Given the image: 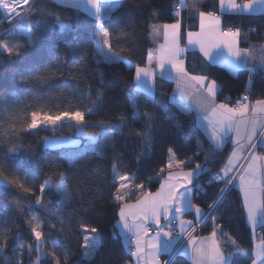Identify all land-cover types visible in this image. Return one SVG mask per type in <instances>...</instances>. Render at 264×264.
<instances>
[{
	"label": "trees",
	"instance_id": "16d2710c",
	"mask_svg": "<svg viewBox=\"0 0 264 264\" xmlns=\"http://www.w3.org/2000/svg\"><path fill=\"white\" fill-rule=\"evenodd\" d=\"M177 3L178 0L119 1V6L102 23L112 34L111 51L124 59L108 60L98 55L100 38L95 17L50 0H35L24 20L17 23L13 19L6 24L14 26V32L1 36L0 43L18 45L19 54L14 52L9 56L0 51V177L7 183L6 187L0 186V233L6 237V245L0 237L3 249L0 264H36L39 253L35 250L29 253L27 249L21 252L18 248L22 244H34L30 223L33 215L43 222L40 230L47 241L42 246L46 258L40 259L39 264H56V258L60 264H128L130 254L114 228L119 208L114 195L119 181L114 178L113 164L119 175L136 174L134 184H143L152 192L158 186L171 148L175 161H185L183 169L198 164L207 168L195 179L202 191L195 188L193 204L205 210L216 198L221 184L205 181L210 172L221 168L229 146L214 150L184 110V104L178 99L168 100L172 82L155 78L153 97L134 91V70L136 66H144L149 49V25L174 22ZM185 5L188 12L182 10L179 16L182 37L187 29L194 28L196 14L190 12L194 6L206 13H217V0H185ZM57 15L63 22L73 24V31L66 39L61 38L60 26L55 23ZM221 25L240 29L238 46L246 48L261 43L264 14L222 15ZM27 28L32 30L31 43L24 31ZM184 60L189 73L200 72L195 53L187 52ZM205 74L221 89L217 100L222 101V96L228 94L227 103L233 104L247 90L249 79L251 100L264 99V70L258 69L252 76L247 70L220 63L208 66ZM89 107L94 109L90 114ZM75 110L85 112L86 121L119 125L113 129L111 142L99 148L102 130L86 127L87 134H95L97 140L88 142L81 137L78 148L45 151L42 139L50 134L45 130L34 133L26 130L33 111L55 114ZM69 133L64 127L56 136H69ZM10 149L17 151L15 157L9 154ZM60 173L64 174L66 200L55 190L62 183ZM49 177L52 187L41 194L40 185ZM20 184L32 191L24 192ZM41 195L44 206H35ZM135 197L133 194L126 201ZM212 217H216L215 221ZM81 224L97 229L98 233L99 247L88 258L82 250L85 233ZM217 225L219 236L222 229L239 246L234 264L242 258L250 264V232L239 194L233 188L203 223L200 235L211 233ZM228 236H220L227 253L232 251L225 243ZM170 264L189 262L176 254Z\"/></svg>",
	"mask_w": 264,
	"mask_h": 264
},
{
	"label": "snow or ice",
	"instance_id": "6c2138e0",
	"mask_svg": "<svg viewBox=\"0 0 264 264\" xmlns=\"http://www.w3.org/2000/svg\"><path fill=\"white\" fill-rule=\"evenodd\" d=\"M57 3L69 5L72 7L82 8L89 15L93 16L97 20L98 28V55L103 56L105 59H124V57L118 56L111 51V36L107 28L103 27V19L106 15L110 14L114 8L119 6V0H55ZM221 4L225 3V0H220ZM228 5L232 10H239L242 12L250 13H264V0H248L247 3L237 4L236 0H227ZM29 0H0V9L4 10L9 16L15 14L20 18L28 16L32 9L30 7H23L28 5ZM181 6L185 5V0H180ZM17 6L23 7V11H19ZM192 14H198L199 16V32L187 33L188 44H199L200 50L205 56L211 54L213 48H219L220 44H223L227 48L229 57H231V63L235 67L247 66L248 57L258 59L260 61L259 67L264 69V46H261V55L254 56L252 49L239 48L240 43V29L235 30H222L220 29L221 20L218 16L211 12H204L196 8L195 6L190 10ZM174 16L179 17V9L174 11ZM55 23L60 26L62 39H66L73 31V24L71 22H63L59 15L55 18ZM152 29V35L154 38L162 32L164 43L159 44L155 50H149L148 62L152 64L153 59L156 61L157 67L160 69L161 78L175 79L177 89L184 93L191 99V93L188 90H195L199 92L204 90V99L197 100V106L202 107L207 111L210 109V116L205 115L204 120L208 122L207 126L211 129L210 140L213 144L214 150L222 149L225 143L228 141L230 134L234 133L232 137V143L235 145L232 152L228 156V159L221 169V172L213 177L214 181H226L225 187L220 189V195L217 200L213 201L209 205L210 210H214L218 207L223 194L228 191L230 185H232L237 176L229 175L236 172L238 175L239 188L243 195V207L246 212V219L253 229L255 234V228L257 226L264 227V153L256 151L257 147L264 148V99H257L250 104L248 96H242L235 104V106H229L226 103H215L214 98L218 91H221L215 80H208L204 75H192L187 71L184 65V61L179 57L186 49L180 47V40L182 38V24L180 19H176L174 23H164L162 25H149ZM29 37V43L32 42V30L31 28L24 29ZM124 34L121 33V36ZM120 37H117L119 39ZM0 50L6 52L11 56L14 52L19 54V46L14 45L9 47L6 43H0ZM217 53V57H219ZM170 66V67H168ZM250 72L256 70L255 66L248 69ZM174 73V75H173ZM144 77L154 79L155 73L151 67L141 68L136 66V81L137 92L141 90H147L149 95L153 94V89L148 87L143 89L142 86L147 84V81L142 79ZM27 80V77H22ZM251 84V81H249ZM91 103L95 104L94 101ZM135 107V105H134ZM93 108L89 107L87 112L90 114L93 112ZM184 110H188L187 106ZM251 113V115H249ZM146 116H151V113L145 112ZM136 119V117H134ZM73 126L78 130H82L86 127H99L102 131L100 135L104 138L105 142H111L112 132L114 128L120 127L119 125H112L107 121L89 122L85 120V112L75 111H59L55 114L49 112L33 111L30 114V122L26 125V130L33 131L43 129L48 126ZM93 139H95V134ZM137 135H147L146 133H137ZM66 139V138H65ZM168 158V172L167 176L160 183V188L156 193L144 192L145 185H135L134 181L136 174L131 177L128 175H119L117 172V166L113 164V173L115 180L119 181V187L114 195V201L122 202L127 195H130L134 191H140L143 195L136 201L135 204L121 203L119 207V215L122 221H124V228L129 232L135 229V251L131 254L137 258L138 261L145 259V246L150 249L147 253V259L145 264H161L158 259L160 253H170L173 250V245L179 240V236L172 237L170 231L163 232V228L160 227L161 215L165 218L171 216L176 219L182 215L185 211L193 210L192 204V188L188 185L192 184V179L196 177L200 172L206 171L201 165H197L195 170L188 172L182 171V166L185 161H175V153L173 149L169 148ZM247 153V155H245ZM9 154L13 157L17 155L16 150H9ZM243 160L244 163H240ZM190 162V160H189ZM239 165V167H238ZM176 169V170H174ZM163 171V169L161 170ZM61 185L56 187V192L61 195L63 200L67 199V190L63 185L64 174L60 173ZM152 179L151 177L149 178ZM184 181V183L181 182ZM3 183V181H0ZM131 185V187H130ZM19 187L24 192H31L32 189L20 184ZM52 187V179L49 177L44 183L40 185V192L43 194L46 189ZM180 189H183L181 191ZM36 204L40 207L44 206L43 196L37 197ZM135 209V211H133ZM194 211L198 220L205 219L207 213H205L199 206L194 207ZM128 217H131L133 223H128ZM215 221L216 217H212ZM35 221V223H32ZM148 221H153L157 225L156 236L147 241L145 245L144 237L147 236L149 228L147 226ZM31 233L34 236V244L19 245L18 248L21 252L25 249L29 253L35 250L39 253L36 264H39V260L46 258V253L43 251V245L47 243L44 239V234L40 230L42 227V221L33 215L30 221ZM171 227V224L167 225ZM185 226L192 227V221H180L181 233L185 232ZM85 236V244L82 250L84 251L85 258L92 256L99 247L97 240V229H89L84 224H81ZM220 226H215L213 231L208 237L197 238L192 236L188 240V246L191 248V256L193 264H234L236 253L239 251V246L235 239L228 236L221 229L220 236H228L225 243L232 248V251L224 254L221 248V240L218 236L217 229ZM163 232L164 236L169 237V240L161 242L160 235ZM0 237L4 238L6 245V237L3 233H0ZM3 249L0 248V251ZM187 253L188 248L186 247ZM55 257V253H52ZM254 258L251 260V264H264V238H261L259 243L253 250ZM56 264H60L59 258H56ZM164 264H170V261L164 262ZM236 264H247L245 259L236 261Z\"/></svg>",
	"mask_w": 264,
	"mask_h": 264
},
{
	"label": "crops",
	"instance_id": "0c3cea01",
	"mask_svg": "<svg viewBox=\"0 0 264 264\" xmlns=\"http://www.w3.org/2000/svg\"><path fill=\"white\" fill-rule=\"evenodd\" d=\"M50 1L54 2L55 4L64 6V7L76 9V10L82 12L83 14H85L88 17H93V16L89 15L87 12H85L82 8H77V7H72V6H69V5L57 3V2H55V0H50ZM119 1H121V0H119ZM247 2H248V0L247 1H243V2H241V1L239 2V1L236 0V3L237 4H241V5L244 4V3H247ZM177 9H179L180 12L182 10H184V12H188V9H187L186 6H181L180 5V0H178L177 6L175 7L174 11L177 10ZM214 14L216 16H218L220 18V20H221V16L222 15L257 16V15H262L264 13H255L254 14V13H250V12H242V11H239V10H232L230 8V6L228 5L227 0H225V3L223 5L221 4L220 0H217V13H214ZM177 19H179V17H177ZM174 22H172V23H174ZM220 29L223 30V27H222L221 24H220ZM189 31H191V32H199L200 31L199 16H198V14H196V21H195L194 28L189 29V30L187 29L184 32V36L180 40V47L186 49V51L183 54H181V56L179 57L180 60H183L184 61V65H185L184 57H185V54L187 52H193L199 58V64L201 65L200 72L199 73H195V74L194 73H191L192 75H204V76H206L205 70H206V68L208 66L214 65V64H220V63L228 64V65L233 66L234 68H237V67H235L231 63V59L232 58L229 57L228 52H227V48L223 44H220L219 48H213L211 50V54L208 55V56H205L204 53L200 50L199 44L189 45L188 44V37H187V33ZM151 33H152V29L150 28L149 29V32H148L149 49L147 51V55H146V59H145V64L141 68L151 67L154 70V73H155L154 79H149L147 77H144L143 74H142V79H144V80L147 81V84L146 85H143L142 88L143 89H147L148 87H151L153 89V94L152 95H149L147 90H141V91L137 92L136 68H135L134 73H133L134 91L136 93H143V94H145V95H147L149 97H153L155 95V87H154L155 78H158V79H161V80H168V81L172 82V85L173 86H172V89H171L170 93L168 94V100L170 102H172L174 99H178L180 102H182L184 104V106H187V109H188L187 111L191 115V117L193 118V121H194L196 127L202 132V134L207 138V140L213 146L212 141L209 138L210 137V133H211V129L207 126L208 122L203 119V117L205 115H209L210 116V109H208L207 111H205V109H203L202 107H198L197 106V103H196L197 100H201L202 101L204 99V96H205L204 90L201 89L199 92H197L195 90H191V89L188 90L191 93V99H189V97L187 95H185L184 93H181L177 89V84H176L175 79H168V78H163L162 79L161 78L160 69L157 67L155 59H153L152 64L149 65L148 56H149V50L150 49L155 52V50L158 48L159 44H163L164 43V38H163L162 32L156 38H154ZM240 49L242 51H243V49H252L254 56H257L258 57L259 55H261V51H260L261 44L260 43L250 44L248 47H246V48H240ZM217 53L220 54L219 57H217ZM259 63H260V61L258 59H253L252 57H248V65L246 67L245 66L238 67L237 69L247 70L250 73V75L253 76L254 75V72L256 70H258V69L264 70V69H262V68L259 67ZM254 66H255L256 70L253 71V72H250L248 69L249 68H252ZM168 67H170V66H168ZM185 68H186V66H185ZM173 75H174V73H173ZM208 80H211V79L208 78ZM249 81H251V79H249L247 81V83H246L247 85H251V84H249ZM214 101L217 104H219V103H226L230 107L231 106H235L234 104H229L227 102H223L221 100H217V95L215 96ZM254 101H256V100H254ZM254 101H251V103L254 102ZM249 115H251V113H249ZM233 136H234V133L230 134L228 141L224 145V146H226V145L229 146V152L227 154V157L225 158V161L223 162V164L221 166V169L224 167V165H225V163H226V161L228 159V156L230 155V153L232 152L233 148L235 147V145L232 143V137ZM256 151L259 152V153H264V148H261V147L258 146L257 149H256ZM240 163H241V161H240ZM167 165H168V159H167L165 168L163 169V174H162V176H161V178L159 180L158 186L151 193H156L159 190L161 181L164 180L165 177L167 176V172H168ZM195 169H196V166L194 168H192V169L185 170V169L182 168L181 170L184 171V172H188V171L195 170ZM174 170H176V169H174ZM197 176L192 179V184L188 185V187H191L192 188V194H191V197L192 198H193V195H194V192H195L194 191L195 190V184H196L195 179L197 178ZM181 182L184 183L183 180H181ZM238 185H239V181H238V175H237V179L233 183L232 188L235 191H237L238 194H239V197H240V200H241V205H242V208H243L245 223H246V225H247V227L249 229V232H250V237H251V242H252V248H251V260H252L254 258V256H253L254 247L259 243V241H260L261 238H264V227L257 226L255 228V230H254L255 231V234L253 233V229H252V227L250 226V224L248 223V221L246 219V212H245V209L243 207V195H242V192H241V190H240V188H239ZM180 190L183 191V189H180ZM147 192H149V191H147ZM133 194H136L135 199L132 200V201H126V199L129 196L133 195ZM142 195H143V193H141L140 191H134L130 195H127L125 197V200L124 201L117 202V203H119V207H120V204L121 203L135 204L136 201ZM192 204H193V202H192ZM194 207H195V205L193 204V210H191V211H185L182 215H180L176 219H173L171 216H169L168 218H165L163 215H161L160 227L163 228V232H168L167 225H169V223L171 221H174V224H173V237L179 236V239H180L181 236L190 228V227L185 226V232L181 233V230H180V221L181 220H183V221H192V223L198 221V219L196 217V214H195V211H194ZM202 210L204 211V209H202ZM133 211H135V209ZM128 223L129 224H132L133 223L131 217H128ZM147 226H148V228H151V227H156L157 228V225L153 221H148L147 222ZM114 228H115L117 234L119 235V237H120V239L122 241V244H123V246H125V248H128L130 246V244H131L130 239L131 238L134 239V241L132 243V246H133L134 251H135V229H133V231L129 232L126 228H124V221H122L121 218H120L119 208H118V211H117V218H116L115 223H114ZM257 231H259V236L256 238V232ZM163 232H161V235H160L161 242L170 239L169 237L164 236L163 235ZM210 234L211 233L206 234V235H199V236H196V237L197 238L208 237ZM155 236L156 235H154V234H147V236L144 237L145 245H146L147 241L151 240ZM178 241H176V243L173 245V250H174V248H175V246H176V244H177ZM187 242H185L183 244V246L180 248V250H179V252L177 254L182 255L184 258H186L187 261L189 262V264H193V260H192V256H191V248H190V246H188V243ZM186 247L188 248L187 253L184 250ZM221 248H222V251L224 252V254L227 256L228 253L225 252V250L223 249V246L222 245H221ZM173 250L170 253H160V254H158V259L161 262V264H162V260L165 259V258H167V257H169L170 254L173 252ZM149 251H150V249H148L145 246V259L144 260H140V261H138L136 257H134L132 254H130L131 260H130V262L128 264H145V260L147 259V253ZM250 264H251V262H250Z\"/></svg>",
	"mask_w": 264,
	"mask_h": 264
},
{
	"label": "built area",
	"instance_id": "2783aa9c",
	"mask_svg": "<svg viewBox=\"0 0 264 264\" xmlns=\"http://www.w3.org/2000/svg\"><path fill=\"white\" fill-rule=\"evenodd\" d=\"M35 0H29V4L28 5H24L23 7H30L32 8L33 4H34ZM23 7H20V6H17L18 10L19 11H23ZM25 18V17H24ZM24 18H20L18 16H15V14H12L11 16H9L4 10L0 9V37L1 36H4V35H11L13 32H14V26H6V24H8L9 21L11 20H16L17 23L21 22L22 20H24ZM230 28H223V30H229ZM261 46H264V34H263V38H262V41H261ZM250 85H246V88L247 90L245 91V93H243L238 99L235 100V102L233 103L234 105L236 104V102L242 97V96H248L249 98V102L251 103V98H250V89H249ZM230 99L229 95L228 94H224L222 96V101L223 102H228ZM245 155H247V153H245ZM241 163H244L243 160H241ZM239 167V166H238ZM203 169H205L207 171V168L206 167H203ZM202 172H205V171H202ZM221 172V168L217 169L216 171H213V172H210L208 174V179L205 181L206 184H209V183H215V184H221V188H224L225 187V184H226V181H214L213 180V177L220 173ZM232 176H237V173L236 172H233L229 175V178H231ZM233 185V184H232ZM232 185L229 186L228 190L232 188ZM196 187H199L200 189V192L202 191V188L200 186L199 183H196L195 184V188ZM144 192H147V188L145 187L144 188ZM196 193V191H195ZM220 195V190L216 196V198L213 200H217L218 196ZM225 195V193L223 194V196ZM223 198V197H222ZM213 201L209 204L211 205L213 203ZM209 205L208 207L204 210L205 213H207V217L205 219H202V220H198L196 222L193 223V226L190 227L182 236L181 238L179 239V241L177 242L173 252L170 254L169 257L165 258L162 260V264H164V262H168V261H171V259L179 252L180 248L183 246V244L185 242H187L189 239H191L192 236H199L200 235V230H201V227L203 225V223L212 216V214L214 213V210H210L209 209ZM216 208V207H215ZM171 224V227H168V231L171 232L172 234V237H173V224H174V221H171L170 222ZM215 226H213L214 228ZM213 228H212V231H213ZM157 233V228L156 227H151L149 228V231H148V234H154L156 235ZM259 236V231L256 232V238ZM220 240H221V245L223 246V243H224V240L219 236ZM131 241V244L130 246L127 248L128 250V253L131 254L133 251H134V248L132 246V243L134 241L133 238L130 239Z\"/></svg>",
	"mask_w": 264,
	"mask_h": 264
},
{
	"label": "water",
	"instance_id": "95a60500",
	"mask_svg": "<svg viewBox=\"0 0 264 264\" xmlns=\"http://www.w3.org/2000/svg\"><path fill=\"white\" fill-rule=\"evenodd\" d=\"M66 138V139H65ZM82 141L78 138L71 136H55V135H46L42 139V148L45 151H60L66 149H75L81 146ZM1 187H6L7 183L4 179L0 177Z\"/></svg>",
	"mask_w": 264,
	"mask_h": 264
},
{
	"label": "rangeland",
	"instance_id": "374dc122",
	"mask_svg": "<svg viewBox=\"0 0 264 264\" xmlns=\"http://www.w3.org/2000/svg\"><path fill=\"white\" fill-rule=\"evenodd\" d=\"M1 43H6L9 47H13V45L11 46V44H8L7 43V41H3V42H1ZM1 52H3L2 50H0ZM67 128L68 129V131L70 132L69 134V136H71V137H74V138H78V139H82V138H87L88 139V142H92V141H95V140H97V137L95 138V139H93V135H89V134H87V132L84 130V128L82 129V130H78V128L77 127H73V126H60V125H57V126H55V130H53V126H48V127H46V128H43V129H38V130H45V131H47L50 135H57L58 133H59V130L61 129V128ZM38 130H33V131H29V132H31V133H34V132H36V131H38ZM28 131V130H27ZM82 137V138H81ZM98 141H99V148H101L103 145H105V144H108L109 142H105V140H104V138L102 137V136H100L99 137V139H98ZM85 143H86V141H85ZM168 156H169V154H168ZM120 183V182H119ZM118 187H119V185H118ZM35 206H38L37 204H36V202H35ZM32 223H35V221H32ZM32 236H33V234H32ZM33 238H34V236H33ZM17 248L13 251V254L14 255H16L17 254Z\"/></svg>",
	"mask_w": 264,
	"mask_h": 264
}]
</instances>
